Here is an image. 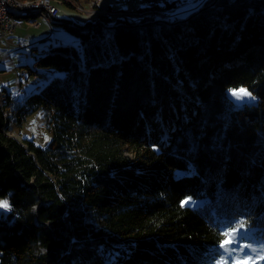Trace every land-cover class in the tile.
Wrapping results in <instances>:
<instances>
[{
    "label": "trees",
    "instance_id": "16d2710c",
    "mask_svg": "<svg viewBox=\"0 0 264 264\" xmlns=\"http://www.w3.org/2000/svg\"><path fill=\"white\" fill-rule=\"evenodd\" d=\"M200 4L51 19L73 43L32 46L29 72L63 75L13 107L0 90V264H215L233 230L264 246V0ZM39 108L45 147L11 135Z\"/></svg>",
    "mask_w": 264,
    "mask_h": 264
},
{
    "label": "rangeland",
    "instance_id": "374dc122",
    "mask_svg": "<svg viewBox=\"0 0 264 264\" xmlns=\"http://www.w3.org/2000/svg\"><path fill=\"white\" fill-rule=\"evenodd\" d=\"M16 1L22 3V9H26L27 0ZM58 1L61 2H55L60 10L57 19L79 24L84 23L89 18H94L96 15L104 14V12L107 14L103 9L111 5L113 6V10H110L108 14L113 17L129 16L137 18L142 15L151 14L154 16L166 15V17H161L164 20L172 16L182 19L201 7V0H183L178 2L181 7L173 12L158 9L151 11V13L142 14L135 10V7L142 0H65L70 5H67L64 0ZM165 1L157 0L159 4H164ZM10 2V0H7L6 3L4 0H0V28L7 26V21H10V26H15L14 23L16 22L10 20L9 17L17 20L21 25L15 27L10 34L0 35V90L5 89L9 92L11 97L9 107H13L24 101L32 92L38 91L48 81L46 75L48 76L52 73L58 76L63 75V72L42 69L39 71L45 75L30 73L29 69H34L32 64L33 58L30 56L31 47L35 46L37 51H41L46 50L49 45H64L73 42L72 40L68 42L69 39L62 27L52 26L51 29L45 20L34 19V16L29 13L24 14V12L16 10L6 13V4ZM94 4H97L102 9V12L99 13V11L95 10L93 8ZM119 4L125 6V8H129V12L124 13L117 10V8H120L118 7ZM78 8H81L82 11ZM24 17L29 18V20L20 19ZM36 23H40V25L35 27L34 24ZM36 85L40 87L36 88ZM233 92H235V95ZM0 94L5 95V102L8 101L5 93L1 92ZM226 96L236 106L255 102L254 94L247 88L229 89ZM5 102H2L0 106H5ZM11 135L19 141L27 139L33 141L38 146L45 147L51 138L45 109L39 108L26 116L21 127L13 130ZM0 201H6L9 205L8 208H0L1 217L10 211V203L8 196L0 197ZM241 232L233 230L226 236V240L221 246L220 257L215 264H264V246L254 238L244 237V235L243 240H238L236 235L241 234Z\"/></svg>",
    "mask_w": 264,
    "mask_h": 264
},
{
    "label": "bare ground",
    "instance_id": "6f19581e",
    "mask_svg": "<svg viewBox=\"0 0 264 264\" xmlns=\"http://www.w3.org/2000/svg\"><path fill=\"white\" fill-rule=\"evenodd\" d=\"M11 4H6V13L9 11H19V12H24V14L29 13L34 16L35 19H43L45 20L49 25L51 22V19H49V6H43L40 5L42 1L44 0H27V7L26 9H22V3L17 2L16 0H10ZM51 2V5L57 6L55 2H60L58 0H49ZM15 3V4H14ZM58 7V6H57ZM59 8V7H58ZM21 9V10H20ZM80 11H82L81 8H78ZM166 15H158L155 17H165ZM10 20L17 21L13 18H10ZM20 23V22H19ZM5 102V95L3 94V97L0 100V104Z\"/></svg>",
    "mask_w": 264,
    "mask_h": 264
},
{
    "label": "built area",
    "instance_id": "2783aa9c",
    "mask_svg": "<svg viewBox=\"0 0 264 264\" xmlns=\"http://www.w3.org/2000/svg\"><path fill=\"white\" fill-rule=\"evenodd\" d=\"M4 1L6 3L7 0H4ZM8 4H11V3H8ZM40 5L49 6V19H53V18L57 17L59 12H60L59 8L57 6L51 5V2L49 0L42 1ZM15 22H16V23H14L15 26H10V24H9L10 21H7V23H6L7 26L3 27V25H2L3 28H0V35L10 34V33H12V30L15 27H19L21 25V23H19L18 21H15ZM39 25H40V23L34 24L35 27H38ZM2 97H3V94H0V100Z\"/></svg>",
    "mask_w": 264,
    "mask_h": 264
},
{
    "label": "snow or ice",
    "instance_id": "6c2138e0",
    "mask_svg": "<svg viewBox=\"0 0 264 264\" xmlns=\"http://www.w3.org/2000/svg\"><path fill=\"white\" fill-rule=\"evenodd\" d=\"M233 94L235 95V92H233ZM9 205L7 204L6 201H0V208H8ZM235 250V249H233ZM241 251H243V249H241Z\"/></svg>",
    "mask_w": 264,
    "mask_h": 264
},
{
    "label": "water",
    "instance_id": "95a60500",
    "mask_svg": "<svg viewBox=\"0 0 264 264\" xmlns=\"http://www.w3.org/2000/svg\"><path fill=\"white\" fill-rule=\"evenodd\" d=\"M209 6H211V4L210 5H207L206 7H209Z\"/></svg>",
    "mask_w": 264,
    "mask_h": 264
}]
</instances>
